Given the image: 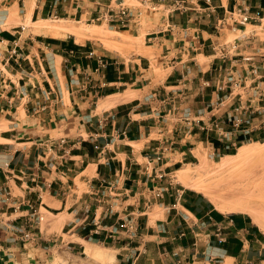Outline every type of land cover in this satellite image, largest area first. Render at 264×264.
I'll return each instance as SVG.
<instances>
[{
  "label": "crops",
  "instance_id": "crops-1",
  "mask_svg": "<svg viewBox=\"0 0 264 264\" xmlns=\"http://www.w3.org/2000/svg\"><path fill=\"white\" fill-rule=\"evenodd\" d=\"M59 2L34 0L27 6L24 0L22 24L13 20L7 25L9 9L20 8V0H1L0 127L5 128L0 129V186L17 200L32 201L39 214L46 208L68 209L70 218L63 227L74 239L70 249L84 248L81 241L110 246L115 264H264V234L246 214H223L185 190L164 194L147 206L155 193L152 176L158 171L148 159L158 145L155 136L173 138L177 125L166 113L170 104L165 96L183 90L197 97L196 87L202 78H210L215 65L213 46L227 37L218 22L238 8L248 9L254 22L264 20V0H211L210 7L200 1L187 13H169L162 26L146 36L161 51L160 65L168 72L148 79L142 73L151 71V61L148 69L141 68L146 58L130 68L70 38L32 31L24 36L30 8L31 22L38 23L57 14ZM199 56L209 62L201 65ZM126 86L134 88L129 99L118 101L115 97L124 95L127 90L120 89ZM155 92L161 93L159 100ZM196 100L191 101L194 107H204ZM37 103L46 106L40 115L34 114ZM21 111L25 124L14 120ZM161 116L169 119L165 130L159 127ZM23 173L28 179L38 175L39 183L21 181ZM78 178L84 185L80 193ZM156 206L163 212L151 223L147 215ZM23 211L10 209L2 217L15 220ZM80 211L88 215L81 219ZM127 219L137 224L139 238H111L110 231Z\"/></svg>",
  "mask_w": 264,
  "mask_h": 264
},
{
  "label": "rangeland",
  "instance_id": "rangeland-1",
  "mask_svg": "<svg viewBox=\"0 0 264 264\" xmlns=\"http://www.w3.org/2000/svg\"><path fill=\"white\" fill-rule=\"evenodd\" d=\"M23 1L24 0H20V8H18V5H15V8L9 9V16H11L13 12L17 15L15 18H10L11 21L8 22L7 25L13 20H16L17 24H22L21 17L24 8ZM30 1H33L34 3V0H26L25 5H29ZM109 1L110 0H60L58 7L59 12L53 16H46L44 19L47 21V24L52 26L64 25L72 29L87 30L91 28L101 31L103 36H105L103 39L98 37L91 38L84 40L83 43L79 42L73 35H68L64 38H54H70L71 40L76 41L77 44L84 45L86 48H90L91 51H95L105 60L113 58V60L125 63L130 68L135 66L134 64L136 60L146 58L145 61L142 62L141 68L148 69V60L151 61L152 64L151 71L147 70L142 73L145 76V79L151 78L152 75L163 78L168 71H164V68L160 65L161 51L153 45V42L146 41V36L147 33H150L153 30L157 31L159 26H162L163 18H166L169 13L168 8L160 6L156 12L151 13L147 12L146 8L141 6L138 0H125L126 5L140 7L145 13L141 29L137 32H128L125 30L114 29L106 24H94L91 22L92 16L99 11L100 6H98V2L103 5ZM1 4L0 0V5ZM10 5L12 4L8 1L7 7H10ZM4 9L6 8H3V10ZM75 9H77V11H75ZM6 11H8V9H6ZM35 20L37 21V18ZM61 20H64L65 22L61 23ZM26 24L27 23L25 22V25ZM27 26L28 28H26L24 36L31 34L30 31L35 33L33 24H30V26L27 24ZM225 32L227 37L224 38L222 42H230L234 44L235 42L237 43L241 41L240 45H242V43L244 44L243 41L249 38L250 40H248V43L243 45L237 52L244 54V56L252 57L255 65L263 66L264 20L257 19L255 22L253 21L252 23L237 27V30L233 31L229 29L225 30ZM198 62L201 65H205L209 62V59H206L204 56H199ZM244 74L246 75V71H244ZM145 81L146 83L148 82V80ZM139 86L140 85L135 86L134 88L137 89ZM198 86L196 87V90ZM134 88H131L130 86L121 88L120 91L122 93L124 89L127 91L124 95H117L115 98H117L118 101L128 100L129 98L126 96H128L127 94L131 93V90ZM194 93H186V97L188 98L182 102L183 104L181 105V101L177 100L174 106L176 105L179 109L188 107L192 110L194 115L197 114V111L203 107H194V104H192V102L195 103L197 101V97L191 98ZM237 93H239V91ZM65 96L67 101V92ZM161 96L160 92L154 93V97L158 100ZM110 105H112V103H108V106ZM101 106H104L103 103ZM172 108L173 104H170V108L166 113L170 116V119L178 120L179 110L175 111L174 115L172 114L173 112L169 114L172 111ZM226 109L227 108L222 109L220 114ZM21 113L20 115L18 114L15 116L17 119H13L19 121L20 124H25L26 117L25 115L22 116ZM207 119L208 117H206V120ZM168 121L169 119L167 117L165 118V121H160V130H162V127L164 130L167 128L166 124ZM4 123L7 124L6 122ZM177 127L178 124L174 128L173 138L162 139L161 137L155 136L158 138L157 140H159L157 141L158 145L156 148L161 150L167 148V150L161 151V153H163L161 161L158 163H150L154 164L155 169L158 170L154 173V176H152L154 181H152L153 186L151 189L154 188L153 191L157 192L159 189L164 188L168 189L165 194H173V192H176L177 190L191 191L202 196L207 202H209L212 208H214L210 200L204 196V192L192 191L184 184L185 182H189L190 184L193 181L199 180L203 181L206 185H209V187L206 186V190L210 194L217 197L218 194H223L224 196L222 195L223 197L219 199L221 202L229 201L230 198L233 199V194L239 195L236 197H242L244 194H251L254 196L255 202L260 211L264 212V147L254 144L264 143V129L260 132L252 133L246 138L243 136L238 137L236 140L237 144L234 146V142H231V144L222 142L218 140L215 135L200 133L197 128L192 131L191 135H187L185 129H182L181 132H176L175 130ZM4 128L5 127H0V129ZM180 135L183 136L178 138ZM182 139H185L186 141L182 144L177 143V141ZM245 144H249L253 149L262 150L263 154L259 157H254L250 160L248 159L245 162L242 161V163L239 160L232 159L230 161L233 163L234 167L228 171L223 170V172L221 167H219L220 161L222 162L227 155H236L238 148ZM156 148H154L152 154H149V157L152 159L155 157L154 153L156 152ZM80 182V178H78L76 180V188H78L79 193L84 190V185ZM73 189L72 193L75 194V188ZM152 202L154 203V200ZM46 209L49 212L41 209V214L38 213V209H35L37 212V229L35 231L34 239L18 244H4L3 242H0V244L6 245L4 248H0V264H115V262H111V259L108 258L109 256L116 254L115 250L110 246H106L105 248L101 245H94L88 242L91 245L92 250L102 255V257L95 256L93 258H88L85 254L84 248L86 249V247L81 248L79 245H76V249H70L72 245L69 243L74 241V239L70 238L69 228L63 227L70 218L68 216V209L58 211L50 208ZM162 212L163 210L158 206L155 207L154 212L151 214L149 212L147 216L150 217L151 223H154L156 219H160ZM85 213L86 212L84 211H80L78 217L81 219L84 218L88 215ZM248 217L252 220L250 216ZM80 244H83V241H81ZM105 254L109 256L103 257Z\"/></svg>",
  "mask_w": 264,
  "mask_h": 264
},
{
  "label": "built area",
  "instance_id": "built-area-1",
  "mask_svg": "<svg viewBox=\"0 0 264 264\" xmlns=\"http://www.w3.org/2000/svg\"><path fill=\"white\" fill-rule=\"evenodd\" d=\"M138 1L141 6L146 8L147 12L151 13L156 12L161 6L154 0ZM200 1L207 2L210 7L211 0H170V3L163 7H167L169 13L184 14L192 9H197ZM98 6H100L99 11L92 16V23H102L114 29L128 32H137L141 29L145 13L140 7L128 6L125 0H110L103 5L98 2ZM253 21L254 18L248 9L238 8L226 12L224 18L218 22V27L234 31L237 30V27ZM248 40L250 39L244 40L242 45H240L241 41L234 44L219 41L216 46H213L216 58L210 78H202L196 90L197 98L204 103V107L198 110L197 114L194 115L188 107L179 109L176 105L174 106L177 100H180L182 105V102L188 98L183 90H177L167 95L168 97L164 102L173 104L169 114L173 112L174 115L175 111L179 110V117L176 120L179 128H176V132L185 129V133L191 135L192 131L197 128L200 133L215 135L218 140L230 144L234 142L233 145L236 146L238 137L246 138L252 133L264 129V64L257 66L253 63L252 57L237 52L248 43ZM12 53L13 56L16 55L15 50ZM262 57H264V52ZM244 71H246V75ZM238 91L239 93H237ZM224 108L227 109L220 114ZM45 109L44 104L37 103L34 114L40 115ZM206 117H208L207 120ZM165 118V116H161L159 121H165ZM62 144L64 141L57 147ZM166 150L167 148L162 150L156 148L155 157L153 159L148 157L149 162L158 163L161 161L163 156L161 151ZM53 165L52 163L49 164L50 167ZM24 179L26 182L30 180L36 185L40 180L36 174L28 179L23 173L21 174V181ZM167 190L164 188L155 191L152 199L147 201V206H151L153 200L162 199ZM23 208L24 214L15 220L6 221L2 217V214L7 213L10 209L18 211ZM35 209L32 201L25 198L17 200L7 187L0 186V236L5 237L0 241L6 244H18L34 239L37 229V212ZM162 231L166 233L164 228ZM119 235L130 241L139 238L138 226L133 219L123 220L121 224L110 231V236L114 240Z\"/></svg>",
  "mask_w": 264,
  "mask_h": 264
},
{
  "label": "bare ground",
  "instance_id": "bare-ground-1",
  "mask_svg": "<svg viewBox=\"0 0 264 264\" xmlns=\"http://www.w3.org/2000/svg\"><path fill=\"white\" fill-rule=\"evenodd\" d=\"M31 12H32V8H30V10L28 11V14L26 17L27 19L26 23L29 24V26L30 24H33L36 34L51 35L53 37H62V38L68 35H73L74 37H76V39L79 42H82V43L86 39L97 38V37L103 39L105 37L103 36V33L101 31L91 29V28L87 30H81V29H72L64 25L52 26L50 24H47L46 23L47 21L45 20H42L38 23H32L31 17H30ZM16 15L17 14L13 12L11 16L9 17L15 18ZM60 22L64 23L65 21L61 20ZM21 115L22 116L24 115L23 111ZM254 144L264 147V143H254ZM262 152H263L262 150L253 149L249 144L242 145L241 147L238 148V152L236 155L225 156V159H223L222 162L220 161L219 167H221L222 171L223 170L228 171L232 169V167H234L233 163L230 160L232 159L237 160V161L239 160L242 163V161L245 162L248 159L250 160L251 158L259 157L261 154H263ZM184 184L192 191L204 192L205 193L204 196L207 197L212 202L215 209L223 214H246L250 216L253 222L260 228L261 232L264 234V212L260 211V209L258 208L253 195L244 194V196L242 197H236L239 195L233 194V199L230 198L229 201L221 202L219 199L223 197L224 195L218 194V197H217L213 194H210L206 190L207 189L206 186L209 187V185H206L203 181L197 180V181H193L190 184L189 182H185ZM234 195H235V198H234ZM83 245L86 247L85 254L87 255L88 258H93L95 256L102 257L100 253H97L94 250H92L91 245L88 242L83 241ZM105 256H109V255L107 254L103 255V257ZM108 258L111 259L110 260L111 262H114L115 256L111 255Z\"/></svg>",
  "mask_w": 264,
  "mask_h": 264
}]
</instances>
